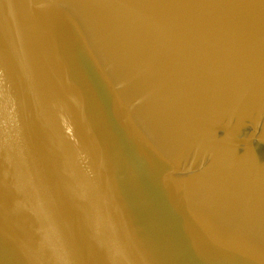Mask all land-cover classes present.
Wrapping results in <instances>:
<instances>
[{"label":"water","instance_id":"1","mask_svg":"<svg viewBox=\"0 0 264 264\" xmlns=\"http://www.w3.org/2000/svg\"><path fill=\"white\" fill-rule=\"evenodd\" d=\"M0 264H264V0H0Z\"/></svg>","mask_w":264,"mask_h":264}]
</instances>
